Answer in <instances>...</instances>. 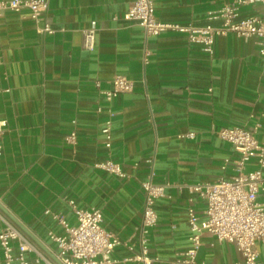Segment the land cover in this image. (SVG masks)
I'll return each mask as SVG.
<instances>
[{"label": "crops", "instance_id": "0c3cea01", "mask_svg": "<svg viewBox=\"0 0 264 264\" xmlns=\"http://www.w3.org/2000/svg\"><path fill=\"white\" fill-rule=\"evenodd\" d=\"M133 1L49 0L44 20L52 33L42 32L44 20L35 21L28 9L0 16V86L10 88L0 96V120L7 121L0 203L38 242L0 212L54 261L59 247L51 234L66 235L54 214L77 224L70 200L79 208L101 209L104 226L123 241L139 229L146 160L155 154L154 179L166 188L155 200L158 220L151 229L150 255L157 257L154 264H184L178 258L190 246L188 210L206 216L205 199L188 185L236 173L239 153L216 130L259 123L257 138L264 142V57L255 37L219 35L211 55L185 33L148 36L143 27L131 25L125 13ZM231 1L155 0L156 15L165 22L221 26L224 19L216 15ZM260 10L257 4L244 5L237 20ZM92 21L100 29L89 51L83 48L82 29ZM116 74L134 79L135 87L110 101L104 91L112 88ZM110 118L107 147L102 129ZM74 130L77 141L68 142ZM189 132L195 137L181 136ZM107 159L120 163L126 176L96 166ZM257 167L252 158L246 169ZM4 226L0 219V232ZM134 241L138 245V238ZM201 242L197 259L205 264H235L241 257L235 243L209 231ZM258 249L264 264V241ZM131 254L124 244L113 252L118 259ZM26 255L37 264V252Z\"/></svg>", "mask_w": 264, "mask_h": 264}, {"label": "built area", "instance_id": "2783aa9c", "mask_svg": "<svg viewBox=\"0 0 264 264\" xmlns=\"http://www.w3.org/2000/svg\"><path fill=\"white\" fill-rule=\"evenodd\" d=\"M257 4L259 14L239 19L240 9L244 5ZM49 7V0H0V16L11 10L21 13L29 10V16L40 22L44 20ZM224 19L221 26H196L192 23L181 24L165 22L157 18L155 0H134L125 18L131 25L144 28L146 35H159L165 31L185 33L189 41L200 43L203 49L214 55L216 38L228 32H235L246 39L255 37L260 54L264 57V0H233L227 3L219 15ZM97 21H92L89 27L82 29L83 48L89 51L95 49L96 35L99 31ZM42 32H54L49 22L44 20L40 27ZM147 62L148 59L146 58ZM112 88L104 91L108 100H113L123 92L132 91L134 79L116 74L111 79ZM9 87L0 86V96L9 92ZM6 120H0V161L4 153L3 134ZM112 119L102 129L105 134V145L111 147ZM260 124L233 127H221L216 133L230 141L239 153L235 160L236 173L230 178L221 177L214 182H202L188 185L192 193H198L206 201L205 218L200 219L196 210H188L190 228V246L181 254L178 261L184 264H205L197 259L198 250L202 244L201 236L205 231L213 233L219 240L233 242L241 254L235 264H263L259 260L258 242L264 241V142L257 138ZM181 136L195 137L194 132ZM68 142L77 141V132L72 131L67 137ZM255 158L258 167L247 170L249 160ZM148 167L147 178L142 182L145 191V204L142 223L139 229L133 231L130 237L123 241L115 233L108 230L103 222V212L99 208H79L70 200L72 211L76 215L77 224L72 226L61 214L54 217L64 225L66 235L51 234L58 243L57 258L61 264H154L157 257L150 255L149 241L151 229L157 224L158 214L155 210V200L165 196V184L155 181V154L146 160ZM97 167L125 177L122 165L112 159L96 163ZM49 212V210H47ZM4 228L0 232V247L4 253V264H31L27 251H35L37 264H59L46 257L34 246L28 236L8 217L0 212ZM138 238L139 249H137ZM14 242H18V251L14 253ZM124 244L132 252L131 255L118 259L113 256L117 245Z\"/></svg>", "mask_w": 264, "mask_h": 264}, {"label": "water", "instance_id": "95a60500", "mask_svg": "<svg viewBox=\"0 0 264 264\" xmlns=\"http://www.w3.org/2000/svg\"><path fill=\"white\" fill-rule=\"evenodd\" d=\"M0 208L29 236H31L35 241L38 242L37 238L31 233V231L21 223L12 213H10L3 205L0 203ZM57 263L61 264V262L56 259Z\"/></svg>", "mask_w": 264, "mask_h": 264}]
</instances>
